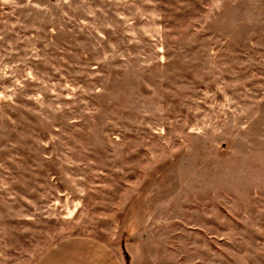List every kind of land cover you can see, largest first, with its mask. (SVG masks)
Wrapping results in <instances>:
<instances>
[{
	"label": "rangeland",
	"instance_id": "obj_1",
	"mask_svg": "<svg viewBox=\"0 0 264 264\" xmlns=\"http://www.w3.org/2000/svg\"><path fill=\"white\" fill-rule=\"evenodd\" d=\"M73 236L264 264V0H0V264Z\"/></svg>",
	"mask_w": 264,
	"mask_h": 264
},
{
	"label": "crops",
	"instance_id": "obj_2",
	"mask_svg": "<svg viewBox=\"0 0 264 264\" xmlns=\"http://www.w3.org/2000/svg\"><path fill=\"white\" fill-rule=\"evenodd\" d=\"M85 248L80 256L70 255L78 247ZM79 254V253H78ZM113 250L103 242H99L89 236H73L59 241L58 244L48 250L40 260L50 264L53 260L63 259L62 264H115ZM38 261L36 262L38 264ZM66 263H65V262ZM46 264V263H45Z\"/></svg>",
	"mask_w": 264,
	"mask_h": 264
}]
</instances>
